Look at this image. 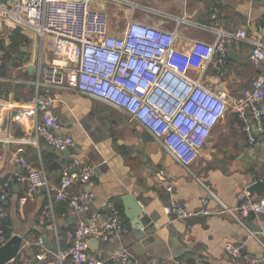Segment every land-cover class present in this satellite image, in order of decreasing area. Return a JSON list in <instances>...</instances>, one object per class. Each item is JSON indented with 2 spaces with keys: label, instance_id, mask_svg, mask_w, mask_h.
I'll list each match as a JSON object with an SVG mask.
<instances>
[{
  "label": "crops",
  "instance_id": "0c3cea01",
  "mask_svg": "<svg viewBox=\"0 0 264 264\" xmlns=\"http://www.w3.org/2000/svg\"><path fill=\"white\" fill-rule=\"evenodd\" d=\"M124 1L127 3L117 5L125 20L133 12L134 19L160 24L166 31H176L175 46L182 51L189 49L191 41L212 43L219 32L234 34L239 29L246 31L249 41L256 40L264 46V0ZM215 9L219 11L217 25L212 19ZM258 27L262 30L258 31ZM111 31L117 34L112 28ZM11 35V40H6L5 66L0 71L3 80L0 82V194L4 181L21 173L15 166L18 158L42 168L47 179V188L23 205L19 200L25 196L26 185L13 182L10 196L2 206L0 227L8 231V239L13 235L23 238L16 261L28 259L33 264H60L57 255L65 256L69 247L65 234L87 219L88 214H99L104 220L108 203L118 205L129 233L109 243L90 247L89 253L95 258H104L124 249L133 257L134 264L152 261L178 264L195 259H203L206 264H247L224 253L223 246L227 242L242 246L244 254H262L245 222L263 230L257 235L264 242V215L251 216L241 225L236 214L218 213L189 228L188 222L170 223L162 206L173 201L189 210L238 208L240 190L248 188L250 182L264 183V134L258 136L256 146L260 158L251 160L241 124L229 108L210 132L198 158L185 170L141 127L128 123L123 112L77 92L54 89L48 91L57 100L53 112L60 122L61 133L70 136L73 144L70 149L58 153L43 144L36 146L31 140L34 125L40 119L32 104L36 90L28 82L35 80L41 66L48 63L50 43L48 39L39 41L19 31ZM251 48L248 41L232 44L227 50L231 54L227 55L223 76L208 70L204 77L207 87L226 92L231 106L262 73L249 62ZM191 74L195 75V72ZM260 106L264 111V104ZM74 160L79 166L72 171L78 172L84 165L96 168L95 184L91 189L75 184L69 190L70 194H85L89 190L93 193L89 213L82 216L55 200L54 189L61 174ZM125 195L132 196L143 212V232L156 238L149 246L143 245L124 215L121 199ZM252 195L264 199V188L259 194ZM49 201H52L53 219L41 225L38 218ZM170 232L175 234V248L168 243ZM3 234L6 236L5 231ZM41 238L45 245L38 244ZM49 246L54 250H48L46 247ZM38 254H43L42 261L35 260ZM150 254H174V257L157 259Z\"/></svg>",
  "mask_w": 264,
  "mask_h": 264
},
{
  "label": "built area",
  "instance_id": "2783aa9c",
  "mask_svg": "<svg viewBox=\"0 0 264 264\" xmlns=\"http://www.w3.org/2000/svg\"><path fill=\"white\" fill-rule=\"evenodd\" d=\"M109 2L127 3L124 0H7L6 4H0V71L5 66L8 46L3 25L11 28L9 35L17 30L39 41L48 39L50 43L48 63L41 66L35 80L28 82L36 90L32 104L40 119L34 125L31 144H43L54 150H63L73 144L70 136L61 133L60 122L53 112L57 100L48 94L50 90L60 89L94 98L123 112L128 123L141 127L185 170L198 158L210 132L229 108L241 124L248 150L253 151L258 136L264 134V111L260 106L264 104L262 43L249 41L246 31L239 29L234 34L219 32L212 43L191 41L189 49L182 51L175 46L176 31H166L160 24L134 19L133 12L125 20L124 27L112 28L117 33L113 34L111 17L104 9ZM212 19L217 25V9L213 10ZM246 41L252 45L249 62L262 73L231 106L226 92L207 87L204 77L208 70L223 76L228 48ZM15 166L21 173L2 184L0 217H3L2 206L10 196L13 182L27 188L25 196L19 200L20 205L47 188L42 168L31 166L24 158L16 159ZM77 166L79 162L74 160L64 169L54 190L56 201L82 216L89 213L94 195L90 190L85 194H70L69 190L75 184L91 189L95 184L96 168L84 165L78 172L72 171ZM167 191H171L170 186ZM237 199L238 208L223 207L218 211L189 210L170 201L162 206V212L170 223L230 213L236 214L237 222L244 225L247 218L264 215V199H256L247 188L238 192ZM105 209L104 220L99 214H91L65 234L69 247L65 256L57 255L60 264H134L133 257L124 249L104 258L90 255V240L106 244L129 233L117 206L108 203ZM38 219L41 225L53 219L52 201ZM251 237L260 245L261 255L244 254L242 246L230 242L224 244V253L247 264H264V242L253 233ZM7 241L0 232V247ZM43 259V254L35 256L36 261ZM7 264L33 263L28 259L22 262L15 259ZM150 264L159 263L152 261ZM178 264L206 262L195 259Z\"/></svg>",
  "mask_w": 264,
  "mask_h": 264
},
{
  "label": "water",
  "instance_id": "95a60500",
  "mask_svg": "<svg viewBox=\"0 0 264 264\" xmlns=\"http://www.w3.org/2000/svg\"><path fill=\"white\" fill-rule=\"evenodd\" d=\"M7 0H0V4H6ZM231 52L227 51V55L230 56ZM7 69H10V67H8ZM4 75V72L1 73V76ZM147 137V135H144ZM66 148L67 149H70ZM50 149V147H49ZM58 152H60L61 150H55ZM249 158L251 160H255L256 158H260V153H259V148L255 147L253 149V151H249L248 152ZM97 165V164H96ZM248 185H250L247 189L251 194L257 193L259 194L260 191L264 188V183L262 182H250ZM122 202H123V208H124V215L125 217L130 221L131 224V228L132 231L135 234L139 235V240L143 241V245L144 246H149L151 245L155 240V236H151L146 234L145 232H143V224H142V217L143 216V212L139 206V204L134 200V198L130 195H125L124 197H122ZM106 212V210H105ZM88 216H90V214H88ZM105 218V217H104ZM203 218H198V219H194V220H190L187 221V227H192L194 224L202 222ZM245 226L251 231V233L255 234L256 237H258V233H262L263 230H257L256 228H254L250 223L245 222ZM169 238V244L172 246L174 245V248L177 247L176 241L175 239V234L173 232H170L168 235ZM154 239V240H153ZM153 240V241H152ZM23 238L19 235H13L11 236L8 241L0 247V264H7L13 260H15L17 258V256L20 253V247L22 244ZM178 241V239H177ZM41 242L45 245L44 242V238H41ZM178 243V242H177ZM89 246L90 247H97L99 245V242L94 241V240H90L89 241ZM48 250L53 251L54 247L53 246H49L46 247ZM151 255V254H150ZM173 255V256H172ZM174 257V254H152L151 257L152 258H157V259H162L163 257Z\"/></svg>",
  "mask_w": 264,
  "mask_h": 264
},
{
  "label": "rangeland",
  "instance_id": "374dc122",
  "mask_svg": "<svg viewBox=\"0 0 264 264\" xmlns=\"http://www.w3.org/2000/svg\"><path fill=\"white\" fill-rule=\"evenodd\" d=\"M105 10H107V12L109 13V15H111V23L113 27H121L123 25V23H125V19L123 17V14L121 12H119L118 9V5L116 3L113 2H109L105 5L104 7ZM3 30L5 31V41H10L12 38V35H9V30L11 29L10 27L3 25ZM17 31V30H16ZM12 34V33H11ZM9 43V42H8Z\"/></svg>",
  "mask_w": 264,
  "mask_h": 264
},
{
  "label": "trees",
  "instance_id": "16d2710c",
  "mask_svg": "<svg viewBox=\"0 0 264 264\" xmlns=\"http://www.w3.org/2000/svg\"><path fill=\"white\" fill-rule=\"evenodd\" d=\"M116 206H117V208H119L117 204H116ZM121 215H122V214H121ZM2 229H3V232H4V231L6 232V237L8 238V237H9V233H8V231H7V230H4V228L0 227V230H2ZM0 232H2V231H0ZM3 232H2V233H3Z\"/></svg>",
  "mask_w": 264,
  "mask_h": 264
}]
</instances>
